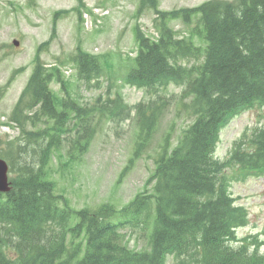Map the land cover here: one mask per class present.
<instances>
[{
	"label": "trees",
	"instance_id": "obj_1",
	"mask_svg": "<svg viewBox=\"0 0 264 264\" xmlns=\"http://www.w3.org/2000/svg\"><path fill=\"white\" fill-rule=\"evenodd\" d=\"M161 12L155 4V13ZM173 15L184 19L185 24L193 18V40H176V34L165 27L160 31V43L155 44L137 30L140 51L128 72L129 81L145 88L159 90L172 83L183 87L176 117L147 180L152 191L146 197H135L120 213L124 219L132 217L142 223L150 233L149 248L133 250L127 245L125 237L119 235L118 223L111 221L118 212L107 204L79 212L82 224L68 227L63 216L68 210H60L56 201L66 199L55 195V182L49 174L51 158L57 150L59 154L65 142L70 153L76 134L89 130L85 118L90 112L95 117L110 115L121 107L102 104L97 105V111H82L65 101L61 111L53 112L58 106L49 84L64 79L58 68L47 71L36 58L26 94L40 109L45 103L44 111H52V118L58 117L64 128L58 138L47 142L41 128L29 131L26 125L19 126L29 131L26 144L32 139L42 141L43 150L33 149L32 161L25 159L32 149L23 152V145L14 148L16 152H5L17 175L11 190L0 194V264H166L168 255L175 257V264H264L257 238H245L239 246L233 245L237 229L248 225L249 213L230 192L232 181L264 174V128L255 131L250 140L251 154L245 151L242 138L235 142L227 160L214 158L219 135L233 115L250 106L264 107V0H211ZM194 38L204 46L197 45ZM180 54H190L196 61L188 69L182 68L176 62ZM71 58L80 79L89 80L102 70L98 59L80 48ZM37 93L40 100L35 98ZM189 94L192 101L187 109ZM175 97L171 95L168 101ZM163 107L158 98L140 110L141 144L136 146L130 164L146 152L142 145L157 131ZM43 115L51 118L45 112ZM78 119L80 124L75 122ZM179 120L183 125L173 144L176 130L172 127ZM72 122V126L67 125ZM179 188L187 198L180 197Z\"/></svg>",
	"mask_w": 264,
	"mask_h": 264
},
{
	"label": "rangeland",
	"instance_id": "obj_2",
	"mask_svg": "<svg viewBox=\"0 0 264 264\" xmlns=\"http://www.w3.org/2000/svg\"><path fill=\"white\" fill-rule=\"evenodd\" d=\"M207 1L211 0H0V90L8 86L0 95V155L10 149L16 152L14 148L23 145V152L32 149L25 155L26 160L32 161L31 158L35 155L33 149L43 150L44 145L36 139L26 144L25 134L34 128H41L43 138L49 142L58 138L64 128L58 117L52 118V111H44L45 103L39 109L26 94L34 57L36 59L41 56L47 65L56 66L63 72L66 89L62 90L61 85L56 82L51 84L58 100L69 99L70 96L88 109L99 97L102 98L99 104H102L108 98L113 99L120 94L126 104L121 110L117 108L114 116L109 115L111 118H104L99 123L97 133L85 153H80L77 148L68 153L70 145L65 142L59 149L60 155L58 150L53 154L49 174L57 186L56 195L64 194L74 209L95 208L104 203L120 209L134 196H142L137 194L145 193V183L155 167L157 148L166 141L165 135L176 117L178 96L183 87L172 84L167 89L145 90L128 83L126 75L134 67V58L140 51L136 31L140 30L146 40L157 44L161 38V29L167 27L176 34V40L189 42L195 35L192 30L194 23L185 24L184 19H177L173 13L186 7H197ZM155 4L163 11L161 14L155 13ZM167 11L169 15L163 16L162 13L166 14ZM58 13L56 39L37 51L38 46L49 40ZM259 28L261 29V23ZM195 43L201 44L197 39ZM78 46L98 55L102 60L105 56L106 62L111 66L110 71L100 79L99 88L87 86L78 79L76 67L72 64L75 61L71 58ZM187 50L190 51L189 47ZM203 58L204 53L199 61ZM194 61L196 60L190 54H180L176 60L179 66L187 69ZM173 94L176 97L168 101ZM35 98L40 100L41 94L37 93ZM158 98L164 103V116L158 121L157 131L144 141L148 145L145 147L148 151L141 153L140 158L134 161L131 172L124 177L122 169L131 160L136 146L141 144L135 141L137 117L141 119L137 108L140 105L146 107V103L150 104ZM191 101L189 94L185 100L187 109L191 106ZM105 105L108 108L115 106L113 103ZM56 110L58 109H53V112ZM43 112L52 119L46 118ZM92 114L90 112L85 118L89 129L95 126V123H91ZM263 114L264 110L253 107L230 120L220 134L215 160L220 162L226 159L230 149L235 146L234 141L245 130L261 125ZM77 123L80 124L81 120L78 119ZM24 125L29 131L19 127ZM67 125L72 126L73 122ZM182 125L179 120L178 125L172 127L176 130L173 144L176 143ZM79 144V141L75 143ZM44 151L47 152V149ZM73 158L74 163L71 162ZM17 161L22 165L21 161ZM11 169L13 173L11 172L10 177H15L16 166L11 165ZM149 189L151 192V186ZM230 192L249 213V224L237 229V241L234 245L248 236H257L259 244L263 241L259 248L264 251V174L233 181ZM179 194L181 198H187L180 188ZM56 201L63 203L60 199ZM120 220H116V223L127 245L133 250L146 248L149 233L142 223L132 217ZM168 264H173L172 257L168 258Z\"/></svg>",
	"mask_w": 264,
	"mask_h": 264
},
{
	"label": "water",
	"instance_id": "obj_3",
	"mask_svg": "<svg viewBox=\"0 0 264 264\" xmlns=\"http://www.w3.org/2000/svg\"><path fill=\"white\" fill-rule=\"evenodd\" d=\"M7 170L6 163L0 159V188L2 189H5L6 187Z\"/></svg>",
	"mask_w": 264,
	"mask_h": 264
},
{
	"label": "bare ground",
	"instance_id": "obj_4",
	"mask_svg": "<svg viewBox=\"0 0 264 264\" xmlns=\"http://www.w3.org/2000/svg\"><path fill=\"white\" fill-rule=\"evenodd\" d=\"M57 99V98H56ZM60 100L57 99V106L60 107V103H59Z\"/></svg>",
	"mask_w": 264,
	"mask_h": 264
}]
</instances>
